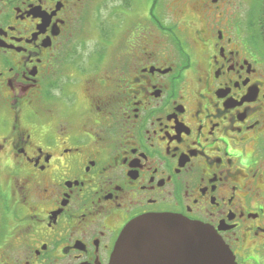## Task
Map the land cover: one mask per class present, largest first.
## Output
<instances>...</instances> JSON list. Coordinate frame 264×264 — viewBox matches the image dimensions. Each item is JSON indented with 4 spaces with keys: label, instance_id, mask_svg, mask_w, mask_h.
Returning a JSON list of instances; mask_svg holds the SVG:
<instances>
[{
    "label": "flooded vegetation",
    "instance_id": "1",
    "mask_svg": "<svg viewBox=\"0 0 264 264\" xmlns=\"http://www.w3.org/2000/svg\"><path fill=\"white\" fill-rule=\"evenodd\" d=\"M219 1L192 2L217 22ZM189 2L135 35L98 17L112 0H0V264H110L154 214L264 264V52Z\"/></svg>",
    "mask_w": 264,
    "mask_h": 264
},
{
    "label": "water",
    "instance_id": "2",
    "mask_svg": "<svg viewBox=\"0 0 264 264\" xmlns=\"http://www.w3.org/2000/svg\"><path fill=\"white\" fill-rule=\"evenodd\" d=\"M110 264H236L215 231L171 214L139 217L121 231Z\"/></svg>",
    "mask_w": 264,
    "mask_h": 264
},
{
    "label": "rangeland",
    "instance_id": "3",
    "mask_svg": "<svg viewBox=\"0 0 264 264\" xmlns=\"http://www.w3.org/2000/svg\"><path fill=\"white\" fill-rule=\"evenodd\" d=\"M170 1L171 0H158V5L154 9V16L159 19L163 25H171L175 27V25L177 24V20L173 19L168 12ZM192 1L193 0H190V2L187 3V5L189 6L187 8V12L183 16L188 17V19L192 22L193 28H204L207 35H214L216 27H219V29L223 30L227 34H239L246 37V39L248 35L253 39V41H251L255 43V32L253 29L252 31L249 30L248 26L250 20L252 18L254 20V16L258 15V11L254 6L256 0H220L217 5L218 10H216V8L214 7L210 9L211 11H217V13L215 14V20H217V22L209 18L207 15H203L200 13V11L196 10L195 6H193ZM119 2L121 1L112 0V3L107 8L109 12L104 10L101 12L102 9H100L98 17H100V20L103 21V23H106L105 16L107 14H109L111 11H114V9L119 8ZM153 2L154 0H129L130 8L120 11L122 23L119 24L117 23L119 22V20L117 21L116 18H112V23H106V25L108 24V27L110 29L114 24V29L112 30L120 32L123 26L128 27L135 22L136 24L133 25L135 35H140V32L143 31L145 24L148 23L147 11L149 10L150 5ZM251 14L252 18L250 19ZM184 17H181V19L184 20ZM138 21H140V23H138ZM257 44L255 43L252 46L260 49V46H258ZM2 178L5 181L7 179L6 176H3ZM0 205L3 207L6 205L4 198L0 200Z\"/></svg>",
    "mask_w": 264,
    "mask_h": 264
},
{
    "label": "trees",
    "instance_id": "4",
    "mask_svg": "<svg viewBox=\"0 0 264 264\" xmlns=\"http://www.w3.org/2000/svg\"><path fill=\"white\" fill-rule=\"evenodd\" d=\"M154 2L155 3L153 5V8H154L155 4L157 5V3H156L157 0H154ZM254 6L258 11V15L257 16L255 15L254 20H253L252 14H251L250 19L251 18L252 19L250 20L248 28L251 31H252V29L254 30V32H255L254 42L256 44L258 43L257 45L260 46V48L264 52V0H256V3L254 4ZM151 23L155 24L157 26V28L161 31H166V30L173 31V30H175L174 26L163 25L162 22L154 16L153 10L151 12ZM247 39L249 41H251V40L253 41V39L250 38L248 35H247Z\"/></svg>",
    "mask_w": 264,
    "mask_h": 264
}]
</instances>
